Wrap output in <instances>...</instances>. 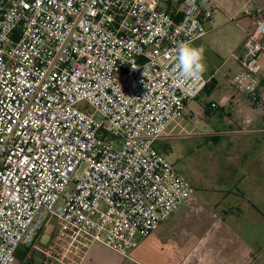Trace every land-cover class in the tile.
Returning <instances> with one entry per match:
<instances>
[{
  "label": "built area",
  "instance_id": "obj_1",
  "mask_svg": "<svg viewBox=\"0 0 264 264\" xmlns=\"http://www.w3.org/2000/svg\"><path fill=\"white\" fill-rule=\"evenodd\" d=\"M213 10L211 0H0V264H15L49 219L66 254L98 243L133 260L138 238L193 196L155 145L209 84L178 82L177 56L207 34ZM244 15L247 26L231 19L245 35L232 83L264 118V8Z\"/></svg>",
  "mask_w": 264,
  "mask_h": 264
},
{
  "label": "crops",
  "instance_id": "obj_2",
  "mask_svg": "<svg viewBox=\"0 0 264 264\" xmlns=\"http://www.w3.org/2000/svg\"><path fill=\"white\" fill-rule=\"evenodd\" d=\"M211 1L214 10L212 19L205 23L207 34L192 45L203 46L205 50L206 67L202 75L209 79V84L187 105L183 116L170 126L157 146L163 152L169 151L163 147L164 140H183L193 147L200 139L203 141L197 146L212 142L219 145L220 136L224 139L219 142L225 148L226 157L236 158L235 162L227 161L229 170L221 175L220 187L200 189L191 183L195 188L193 196L156 231L138 238L131 251L133 260L98 243H77L66 254V243L54 246L57 234L54 232L49 246H39L40 234L33 245L21 248L29 250L27 264H41L46 258L44 252L51 248H55L56 256L49 264H264V118L248 95L232 83L242 70L245 35L231 21L237 19L242 26L249 25L251 18L244 11L264 8V0ZM207 5L206 1L202 4L203 8ZM174 6L179 22L181 7ZM216 12L221 16H215ZM228 30H233L232 36ZM258 91L259 94L264 91V78L259 82ZM189 112L199 115L201 120L192 121ZM215 126L220 130H215ZM172 149L169 155L174 154ZM149 236L152 237L147 240ZM143 243L146 250L155 244L152 257L143 258V251H138Z\"/></svg>",
  "mask_w": 264,
  "mask_h": 264
},
{
  "label": "rangeland",
  "instance_id": "obj_3",
  "mask_svg": "<svg viewBox=\"0 0 264 264\" xmlns=\"http://www.w3.org/2000/svg\"><path fill=\"white\" fill-rule=\"evenodd\" d=\"M226 10L227 6L224 5ZM215 16H221L219 12L215 13ZM223 19V18H222ZM233 30H228L229 34L231 35V32ZM226 32H222V36ZM232 36V35H231ZM235 37V36H233ZM259 92V91H258ZM96 117L99 119L101 118L100 115H96ZM215 130H220L219 126H215ZM219 141H222L220 136L218 137ZM159 141V140H158ZM156 142V145L158 143ZM164 145L167 148H169V151H160L165 156L171 154L173 151V147L175 149L173 155H169L170 158L168 159L173 162L176 171L183 177H185L187 180H189L191 183H193L198 188H207V189H214L220 187L221 182V175L225 174L229 169H227V161L235 162L236 158L233 155L231 158H227L225 148H221V144L219 141H217L216 145L214 142H212L209 145H201L197 146V143L202 142L203 140H198L199 142H196L193 147H189L183 140H164ZM157 149V147H156ZM158 150V149H157ZM165 150V149H164ZM231 151H235V147L231 149ZM169 153V154H168ZM73 186L70 185L68 188V192L72 190ZM45 231V232H44ZM61 231V226L57 223V221L53 219H49L48 223L43 227L41 232V242L39 243V246H49L51 244L50 241L52 238V234L57 233L55 236V240L57 239V235ZM152 236L146 237L149 240ZM145 239V238H144ZM54 240V242H55ZM146 240V241H147ZM53 244V243H52ZM155 246V244H154ZM153 246V248L145 249L144 243L143 247L140 248L138 251H143V258L145 256L152 257L151 254H154L156 252V248ZM106 252H109L113 254V252L109 249H105ZM29 250L27 248H23L19 251L20 256L17 258L16 264H27L26 263V256L29 253Z\"/></svg>",
  "mask_w": 264,
  "mask_h": 264
},
{
  "label": "clouds",
  "instance_id": "obj_4",
  "mask_svg": "<svg viewBox=\"0 0 264 264\" xmlns=\"http://www.w3.org/2000/svg\"><path fill=\"white\" fill-rule=\"evenodd\" d=\"M204 48L193 47L187 43L178 46L177 80L180 83L191 84L199 81L205 71Z\"/></svg>",
  "mask_w": 264,
  "mask_h": 264
},
{
  "label": "trees",
  "instance_id": "obj_5",
  "mask_svg": "<svg viewBox=\"0 0 264 264\" xmlns=\"http://www.w3.org/2000/svg\"><path fill=\"white\" fill-rule=\"evenodd\" d=\"M157 145H158V143H157ZM157 145H155L156 147H157V149H158V146ZM21 249H19L18 250V252H17V258L20 256V253H19V251H20ZM31 264V263H30Z\"/></svg>",
  "mask_w": 264,
  "mask_h": 264
}]
</instances>
